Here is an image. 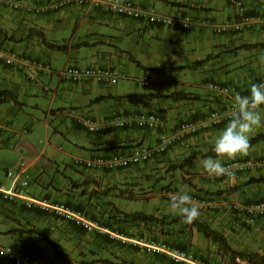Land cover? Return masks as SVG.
<instances>
[{
    "label": "crops",
    "instance_id": "obj_1",
    "mask_svg": "<svg viewBox=\"0 0 264 264\" xmlns=\"http://www.w3.org/2000/svg\"><path fill=\"white\" fill-rule=\"evenodd\" d=\"M23 1L47 3L51 0ZM134 1L160 13L188 16L190 26L163 27L106 13L93 7L90 0H75L67 8L43 14L26 13L20 7L0 4V46L13 49L23 46L20 51L42 57L52 68L51 72L41 74L39 82H30L20 70L0 61V138L11 131L7 118L9 104L23 105L24 97L49 94L51 99L46 118L52 116L60 121L54 132L72 145L66 150L60 146L58 149L63 152L60 155L48 145L35 149L25 143L31 148V155L27 154L26 173L35 167L36 173L41 175L36 178V188L42 196L66 201L70 206L84 210L94 220L112 226L119 224L129 232H146L179 247L193 246L195 253L211 264H234L227 254L219 251L216 242L206 238L185 219L166 224L140 221L125 224L113 219L119 210L176 217L180 213L172 209L170 203L181 191L217 197L223 205L217 210L196 205L201 213L196 219L222 233L232 249L264 254V217L249 225L230 206L236 202L264 200L263 182L243 185L250 178H264V140L250 147L247 154L216 156L222 162L255 159L259 164L250 172L215 176L204 169L205 157L201 154L193 166L184 170L174 168L192 151H214V141L228 123L229 119H226L217 125L204 126L211 111L224 106L223 97L207 87L209 82L235 84L248 92L251 84L264 81V24L238 25L237 6L240 2L246 15L264 17V0ZM68 22L73 25V30L69 37H63ZM39 32L53 43H60V39L66 41L65 51L72 61L67 66L110 67L116 70L118 77L120 74V77L128 78L134 70L143 69L144 77L151 78L150 84L156 79L157 86L146 92L131 90L128 80L118 79L112 84L96 78L64 79L58 75L61 69H55L49 60L54 50L36 41ZM203 59L206 60L201 62ZM179 66L184 67L163 70L164 67ZM133 93L157 96L149 99L125 97ZM169 94L171 96H165ZM150 110L162 118L157 128L143 129L134 123L119 126L113 121L99 132H91L78 122V117L88 116L102 121ZM261 111L264 112V107ZM184 123L196 124L197 129L176 138L166 152L144 163L107 170L86 168L81 162L101 154L130 153L136 147L154 145L162 134L176 133ZM46 126L50 127V123L47 122ZM263 132L264 126L257 127L251 136ZM48 163L56 166L54 176L45 173L43 165ZM234 186L240 187L231 192L227 190ZM132 201L140 209H131ZM0 207L4 216L0 233L10 236L11 244L30 253L34 264H117L122 259L137 264H171L166 258L159 260L142 255L49 212L26 208L19 201L0 200ZM27 229L34 230L27 232ZM35 233L41 237H36ZM43 234L68 256L52 252L53 246ZM236 262L248 264L239 257ZM0 264L14 263L0 257Z\"/></svg>",
    "mask_w": 264,
    "mask_h": 264
},
{
    "label": "built area",
    "instance_id": "obj_2",
    "mask_svg": "<svg viewBox=\"0 0 264 264\" xmlns=\"http://www.w3.org/2000/svg\"><path fill=\"white\" fill-rule=\"evenodd\" d=\"M75 0H52L47 3L38 1L23 0H0V3L12 7H20L26 13L43 14L45 11H58L69 7ZM93 7H98L106 13H112L124 17L143 20L146 23L156 24L163 27L181 26L188 28L191 19L188 16L178 17L156 11L153 7H144L137 4L134 0H90ZM239 8L240 20L238 25L248 27L255 23H263L264 17L244 14V8L240 2H237ZM225 30L226 27L221 26ZM0 61L10 67H15L21 71L24 78L30 82H39L41 74L51 72L52 68L49 61L40 56H32L26 51H17L13 48L0 46ZM62 78L80 80L83 78H96L107 83H116L118 73L110 67L103 66H79L70 65L58 72ZM150 78L145 77L141 84L147 86L150 84ZM264 82V81H260ZM207 87L216 94L223 97L222 108L211 111L209 117L205 120L204 126H213L221 123L223 120L230 119L232 115V100L235 92L248 95L249 91L241 89L235 84H221L216 81L209 82ZM264 106L261 107V109ZM115 121L117 125L124 126L135 123L140 128H157L162 123V118L155 111H139L138 113L117 119L105 118L97 121L91 117H78V122L85 126L91 132H99L106 125ZM197 125L193 123H184L180 129L173 134H162L156 144L144 148L136 147L130 153H121L118 151L108 154H101L81 161L86 168H103L107 170H119L149 161L153 156L166 152L173 144L176 138L184 136L188 131H195ZM226 166L224 174H214L218 177L229 176L235 173L250 172L259 164L255 159H230L223 162ZM27 165H20L15 171L6 169L4 175H0V200L6 202H21L26 208H36L49 212L56 217L79 226L87 232L106 234L111 240L119 241L121 244L148 254H163L175 264H211L205 258L199 256L190 248H181L174 246L169 242L150 237L148 235L131 234L119 227L109 228L97 220H93L88 213L82 209L70 206L66 201L54 200L46 196H36L28 190L29 181L26 178ZM213 174V173H212ZM5 179L10 181L6 183ZM192 203L202 208L217 210L223 205V201L217 197H208L205 195L192 194ZM231 208L243 220L253 225L259 217H264V200L253 201L250 203H231ZM9 250V251H8ZM0 256L11 260L14 264H34L30 253L24 252L14 244H0Z\"/></svg>",
    "mask_w": 264,
    "mask_h": 264
},
{
    "label": "rangeland",
    "instance_id": "obj_3",
    "mask_svg": "<svg viewBox=\"0 0 264 264\" xmlns=\"http://www.w3.org/2000/svg\"><path fill=\"white\" fill-rule=\"evenodd\" d=\"M68 25H69V22L67 23V26ZM64 30L65 32L63 33L62 36L69 37L72 32L71 30H73V25L71 26L69 25L68 28L64 26ZM36 41L38 42L39 39H37ZM59 41L61 44L66 43V41H62L61 39ZM14 48L20 51L22 50L23 46H15ZM51 53H54V54L50 55L49 60L51 61L52 66L57 70H60V69L62 70L65 66L68 65V63L72 62L70 59H68V55L65 50H54ZM144 74L145 72L143 69H136L134 70V72L131 74L129 78L125 76L120 77V74H119L118 79L119 81L128 80V86L131 88V90H134V91L148 92L150 90H154L157 86L156 79H153V82H151L149 86L148 85L144 86L141 84V80L145 78ZM50 99L51 98L49 94L42 93V94H39L37 98L36 97L35 98L34 97H24L22 99L24 101L23 105L9 104V106H7L8 108L10 107L9 108L10 112L7 113L8 115L7 118L11 124V131H9L8 133H5L3 139L0 138V175L1 176L4 175V172L6 169H11L15 171L20 165L27 164L28 162L27 154L31 155L30 153L31 148L40 149L41 147L48 145L49 147L54 148L53 151L57 152L60 155L63 154V152L58 149L60 146H62L64 150L71 148L72 143H69V141L63 136H61L59 133L54 132V128L59 125L60 121L58 119L53 118L52 116H49V118H46L45 112H47L48 110ZM36 104H38L39 106L38 109H36ZM67 107L69 106L67 105ZM47 122L50 123V127L46 126ZM143 129H146V128H143ZM25 143L27 145L29 144L31 148L27 146ZM23 147H24V151H22ZM43 168L47 175L54 176L56 172L55 171L56 166L54 164L48 163L47 165H43ZM38 177H41V175L39 173L38 174L36 173L35 167H33V171L30 170L29 173H26V178L29 181V186L27 188L30 191V193L41 195L39 193V189L36 188L37 187L36 178L38 179ZM5 182L7 184L10 183V181H8L7 179H5ZM130 206H131V209L133 210L139 208L135 201H132L130 203ZM3 220H4V216L1 210L0 228L3 227L2 226ZM104 224L110 225L107 223H104ZM111 226L112 225H110L109 227ZM116 227H121V225L118 224L116 225ZM128 233L137 235V234H140L141 232H128ZM143 233L144 235H148L146 232H143ZM35 235L36 237H41L39 234L35 233ZM211 241L214 243L213 240ZM0 244H5V245L11 244V237L5 236L2 233H0ZM190 249L192 251H196L195 247L193 246H191ZM51 250L52 252L57 254L56 249L54 247ZM139 253L142 254L141 252Z\"/></svg>",
    "mask_w": 264,
    "mask_h": 264
},
{
    "label": "clouds",
    "instance_id": "obj_4",
    "mask_svg": "<svg viewBox=\"0 0 264 264\" xmlns=\"http://www.w3.org/2000/svg\"><path fill=\"white\" fill-rule=\"evenodd\" d=\"M262 106H264V82L251 84L248 95L235 92L232 100L231 118L214 141V151L219 157H235L237 154H247L251 144V133L255 128L264 126ZM203 167L213 174L226 172V166L222 159L216 156L205 157ZM192 201L193 197L188 192L181 191L173 196L170 207L178 210L187 222H192L201 214L200 209ZM106 226L109 227V225ZM112 227H116V225L109 228ZM121 229L124 230V228Z\"/></svg>",
    "mask_w": 264,
    "mask_h": 264
},
{
    "label": "trees",
    "instance_id": "obj_5",
    "mask_svg": "<svg viewBox=\"0 0 264 264\" xmlns=\"http://www.w3.org/2000/svg\"><path fill=\"white\" fill-rule=\"evenodd\" d=\"M36 34H37L36 36L38 37L39 41H41V43L45 47H47L48 49L65 50L66 47H67V45L65 43L64 44L53 43V42L47 40L41 32L36 33ZM205 60L206 59H203V60H201V62H203ZM183 67L184 66L164 67L163 70H166V71L167 70H174V68H183ZM184 95L186 96L187 93H184ZM155 96H157V95L153 94V93H133V94L125 95V97H127L129 99H141V98L149 99V98H152V97H155ZM165 96H171V94L165 95ZM263 140H264V132L263 133H258V134L254 135V136H251L250 147L258 144L259 142H261ZM200 154H201L202 157L217 156V153L215 151H209L207 153H200L198 151H192L180 163L175 164L174 168L175 169L179 168L181 170H184L185 168H189V167L193 166L196 158ZM254 182H263L264 183V178L263 177L250 178L243 185L251 184V183H254ZM240 186L230 187L227 190L230 191V192L231 191H235ZM113 219L116 222H123L125 224L126 223L131 224V223H133L135 221H140V222H143L144 224H148V223H151V224H166V223H173V222H177V221L183 220L181 214L176 216V217H164V216L160 217V216H157L155 214L144 213L142 211H134V212L127 213V212L120 211V210L118 211V215L115 214L113 216ZM188 223L191 224L197 231L201 232L206 238L211 239L214 242H216L218 244L219 251L224 253V254H227L229 256L230 260L234 264H238L236 262V258H238V257L241 258V259L247 260L248 264L249 263H252V264H264V254H262V255L261 254H257V253L249 254V253H245V252H242V251H237V250L232 249L231 246L228 244L226 237L222 233H220L219 231H217V230L213 229L212 227H210L205 222H202V221H199L198 219H195L194 221L188 222ZM33 230L34 229H27L26 231L27 232H31V231L33 232ZM127 232H129V231H127ZM97 234L102 236V237H106L108 240L113 242L106 234H99V233H97ZM140 235H144V233L141 232ZM43 236L45 237V239L49 243H51L53 245V247L56 249L57 254L62 255V256H68L67 253L62 248H60V246L57 243H53L50 239H48L47 235L43 234ZM148 236L158 238V237L153 236L151 234H148ZM116 243L118 245H120V246H125V245L121 244L119 241L116 242ZM170 244H172V243H170ZM172 245H174V244H172ZM14 246H16V245H14ZM174 246H176V245H174ZM126 247H129V246H126ZM129 248L132 249L135 252H141L142 255L153 256V257H156L159 260H163V259L166 258V259L169 260V262L171 264H175L163 254H158V253L148 254V253H146L144 251H140L137 248H133V247H129ZM181 248H185V247H181ZM0 257H3V256H0ZM117 264H137V263L134 262L133 260L122 259Z\"/></svg>",
    "mask_w": 264,
    "mask_h": 264
}]
</instances>
